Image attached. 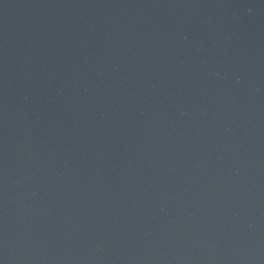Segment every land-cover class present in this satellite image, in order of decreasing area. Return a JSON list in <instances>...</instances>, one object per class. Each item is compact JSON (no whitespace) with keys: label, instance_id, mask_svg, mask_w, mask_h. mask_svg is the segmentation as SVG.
I'll use <instances>...</instances> for the list:
<instances>
[{"label":"water","instance_id":"obj_1","mask_svg":"<svg viewBox=\"0 0 264 264\" xmlns=\"http://www.w3.org/2000/svg\"><path fill=\"white\" fill-rule=\"evenodd\" d=\"M0 264H264V0H0Z\"/></svg>","mask_w":264,"mask_h":264}]
</instances>
